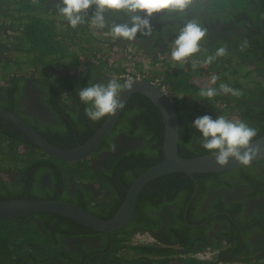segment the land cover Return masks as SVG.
I'll return each instance as SVG.
<instances>
[{
    "label": "trees",
    "instance_id": "1",
    "mask_svg": "<svg viewBox=\"0 0 264 264\" xmlns=\"http://www.w3.org/2000/svg\"><path fill=\"white\" fill-rule=\"evenodd\" d=\"M45 1L38 0V4H33L31 0H9V3L14 4L13 18L18 24L17 27H22L18 38L19 50L14 59V63L18 65L14 68L16 73L26 71L28 68L39 71L40 75L49 73V70L53 69L72 70L81 61L80 49L90 50L84 44L94 40L101 42L99 37L90 31L88 34L85 30L86 33L80 37L79 33L78 39H75L72 45L65 44L62 35L68 32V28L56 25L55 18L58 13H53L51 7L41 6ZM198 2L199 4L196 3L193 8L198 12L200 21L214 23V20H219L226 25V32H219L222 38L218 41H214L211 35L205 44L206 49L202 47L203 51L196 54L194 59L202 61L207 55H214L220 47L227 48V55L217 58L210 66L199 67L195 71L192 70L191 61L181 66L168 59L164 62L165 65L156 68L150 82L164 89L172 99L180 122L186 110L195 108L200 117L210 115L215 119L223 115L233 121L247 122L258 130L257 140L264 136V0H198ZM17 4L20 6L19 9L16 7ZM203 7H207L210 17H202ZM92 11L89 10L88 18L92 15ZM114 15L119 21H115ZM106 16L108 21L115 23L130 22L125 15L121 18L120 15L107 13ZM167 26L170 25H160L156 34L161 35ZM184 26L181 23L176 24L177 29H182ZM103 30L108 32V29ZM102 31L98 29L99 33ZM244 41H247V46L241 51ZM123 43L128 42L113 40V44ZM23 53L37 56L25 61L22 57ZM100 54L99 49L87 53L93 59V63H89L90 66L102 68L106 77L110 79L114 75L125 74V68L110 69L108 61L102 60ZM135 67L136 74H141L142 78L147 76L146 73L152 72V68L146 69L142 63H137ZM12 68L4 67L2 74H6V70ZM212 74L219 77L215 85L210 82ZM221 83L229 84L238 90L240 95L221 93L212 100L199 97L201 87L218 89ZM137 103L140 104L138 110H142L145 118L153 119L152 123L155 120L160 121L161 124L159 127L155 124L152 128L150 126L145 128L142 122H131L127 116H124L125 113L123 114L117 128L122 129L127 125L129 136L145 128L148 149L127 152L114 162L116 168L107 178L109 186L108 183L104 184L99 180L94 175V171L87 167L89 166L87 160L72 164L54 160L32 143L27 135H23L24 142L30 146L25 155L31 160L30 163L25 162L26 170L35 171L39 168L40 171L54 164L55 170L87 173L91 181L96 179L107 190L112 189L110 182H113L118 195L116 203L113 202L111 205L112 208L106 206L98 209L96 202L90 201L80 205L94 216L102 220H110L111 217L107 216H113L118 212L134 181L164 159L162 150L164 125L161 113L149 98L140 94L132 97L125 112L131 113ZM105 119L99 121L97 127L91 122L84 131L66 132L67 126H64L60 131L62 138L55 140L44 137V139L61 149H74L87 143L103 125ZM3 125L10 123L0 120V131ZM10 126L14 127V125ZM196 138L202 139V134L189 137L181 131L179 155L182 158L194 159L211 154L200 147ZM188 144H192V147H187ZM151 155L154 158H150ZM119 179L120 183L117 184ZM196 189L197 194L192 198ZM154 192H158L161 198L167 193L173 200L171 204L174 205V212L170 218L173 226L169 220V237L160 236L161 240L157 239L158 242L154 244H134L137 234L156 229L154 216L157 211L156 206L154 203L142 201L147 200L149 194ZM13 197H0V200L5 201ZM181 197L183 200L178 201ZM140 198L133 219L122 231L115 234L113 251L108 250L111 246L108 234L95 232L57 214L42 213L18 221L0 222V264H47L57 254L54 248L64 246L54 240V237L59 235L57 229L69 230L72 229L71 225L77 226L80 231L88 232L89 235H105L108 242L95 253L106 254L96 258L95 264H264V161L239 170L194 175L193 178L182 173L167 175L150 183L143 190ZM160 202L162 201L158 202L159 206ZM30 218L40 221L42 227L38 222H30L32 221ZM19 233L23 236L16 237ZM6 234L10 236H5ZM79 250L82 255L86 254L83 246ZM221 251L223 253L219 254ZM204 252L213 254V261L198 258V255ZM70 254L77 255L76 251ZM61 258L65 263L70 262L65 255Z\"/></svg>",
    "mask_w": 264,
    "mask_h": 264
},
{
    "label": "flooded vegetation",
    "instance_id": "2",
    "mask_svg": "<svg viewBox=\"0 0 264 264\" xmlns=\"http://www.w3.org/2000/svg\"><path fill=\"white\" fill-rule=\"evenodd\" d=\"M58 3L59 0H46L41 3V6H47L48 8L51 7L53 13H58V9L56 8ZM197 4H199L198 0ZM13 6L14 4L9 3V0H0V72L3 73L2 69L4 67H13L12 70H6L8 72H5L6 74L0 73V110L18 116L43 138L50 137L55 140L62 138L63 135L60 131L63 130L64 126H67L66 132L87 130L92 121L89 120L84 113L85 105L80 101L77 90L89 86L91 83L106 82L110 80V78L106 77L102 68L98 66L92 67L89 63L83 61H79V65H76L72 70L65 68L60 70L53 69L49 70V73L40 75L39 71L32 69L28 77H24L25 74L22 75V73H16L14 68L18 65L14 63V59L16 57V52L19 50L18 38L21 35L22 27H17L18 24L13 18ZM203 11V18L210 17L209 12H207V7H203ZM119 15L121 18L124 16L123 13H120ZM113 17L115 21H119L115 15ZM90 18L91 15L89 16V19ZM55 19L56 25L61 28H68V32L62 35L65 44L72 45L74 40L78 39L77 37L79 33L80 36L88 32L87 25L72 29L66 21L59 18ZM106 20L108 21L107 16ZM193 20L197 21L203 28L207 29V36L201 43V47H204L205 49V44L209 41L211 35L214 41H218L222 38L219 32H226V25L223 24V22L219 20H214V23L201 22L198 18V12H196L193 7H189L182 14H154L150 21L153 26L150 36L140 37L143 35L138 33L135 41L130 42L124 40L133 44V48L135 49L139 47L144 51V54L147 55L149 62L146 67L143 64L145 61L134 60V56L132 59L135 64L142 63L146 69L152 68V72L149 74L146 73L147 76H145L144 79L150 82L156 68L165 65L164 62L168 59L171 61V46L181 30L177 29L176 24L181 23L185 25L187 22ZM163 24H168L170 26H167V28L161 32V35L156 34L158 27ZM137 53L139 52L136 51V54ZM173 63L177 64L175 62ZM139 107L140 104L137 103L135 107L132 108L131 113H126V109H124L111 134L87 159H85L89 163V166L87 167L91 168L94 171V175H96L104 184L109 182L107 180L108 174L113 173L112 170L116 168L113 163L117 162L123 154L134 152L139 149H148V145L146 144L147 135L144 134L145 128L148 126L152 128L155 124L159 127L161 124L160 121L157 122L155 120V122L152 123L153 119L149 120L145 118L142 110H138ZM123 114L124 116H127L128 120L131 122H142L145 125V128L140 129L129 136L127 134V125H124L122 129L117 128ZM184 114L185 116L181 117L180 122V130L182 133L184 131L189 137L202 134L192 127L194 120L197 117H200V115L197 114V110L195 108L188 109ZM161 119L163 122L162 115ZM0 120L3 121L4 119L0 118ZM107 120L108 118H106L102 124L104 125ZM9 123L12 126L14 125L11 122ZM10 125H3L2 130L0 131V168H2V170H0V197H14L5 201L0 200V203L6 201H32L29 199H39L40 201L36 202L60 201L80 207L85 201H90L92 203L96 202L95 205L98 209H103L106 206L113 207L111 205L113 202L116 203L118 195V190L115 189L113 182H110L112 189L107 190L105 186L99 184L96 179L91 181L87 173H70L69 171L55 170L54 164L49 165L40 171L38 170L39 168H36L35 171L29 169L26 170L25 162L30 163L31 161L29 157L26 158L25 156L26 150L30 147L24 142L23 135L26 134L16 125H14V127H11ZM93 125L97 127L98 122H93ZM103 125L99 129H101ZM113 145H115L114 150L112 147ZM150 158H154V156L151 155ZM68 163L72 164L74 162ZM118 183H120V179L117 181V184ZM7 187H10V189ZM142 193L143 191L141 194ZM141 194L138 198L137 205L141 199ZM196 194L197 189L192 195V198H194ZM149 195L150 196L147 200L142 201L155 204L157 209L154 213L156 229L152 232L147 231L143 234H137L135 239L147 235L152 239V243L150 244H154V242H158L157 239L161 240L160 236H166V238L169 237L168 227L170 225L168 226V221H172L170 218L174 212V205L171 204L173 200L167 193H165L163 198L160 197L158 192ZM158 199L159 201H162L160 202V206L158 203L159 201L157 202ZM180 200H183V198L181 197L178 199V201ZM80 208L84 209L83 207ZM115 215L107 217L113 218ZM32 216L34 215L28 217ZM30 220V222H38L42 227L40 221L31 218ZM170 224L173 226L172 222ZM71 226L72 229L69 230L66 228L57 229L56 232H59V235L57 234V237H54V240L64 246L54 248L57 250V254L55 258H53L52 261L50 260L51 262L48 261L49 263L47 262V264H95L94 260L96 258L106 254L104 252L95 253L97 249L103 248L106 242H108L105 239V235H89L86 231H80L77 226ZM116 233L113 235L103 233L109 235L108 239L109 243H111V246L108 249L109 251H113L114 249L113 242ZM82 246L86 252L85 255H82L79 250ZM74 251H76L77 255L70 254ZM223 251L219 252V254L223 253ZM62 255H65L70 262H63L61 258Z\"/></svg>",
    "mask_w": 264,
    "mask_h": 264
},
{
    "label": "clouds",
    "instance_id": "3",
    "mask_svg": "<svg viewBox=\"0 0 264 264\" xmlns=\"http://www.w3.org/2000/svg\"><path fill=\"white\" fill-rule=\"evenodd\" d=\"M31 2L38 4V0H31ZM196 3L197 0H59L56 8L58 9L57 18L66 21L72 29H77L82 25L101 30L108 29L107 34L113 40L123 39L131 42L137 39L138 33L143 36L151 35L150 21L154 14H182L189 7H195ZM89 10H93L90 19L88 18ZM107 13L117 15L123 13L130 22L107 21ZM206 36L207 29L203 28L197 21L187 22L171 46V60L181 66L191 61L192 70L195 71L199 67H208L217 58L227 55V48L220 47L214 55L209 54L202 61L194 59L196 54L203 51L201 43ZM246 46L247 41H244L241 45V51ZM107 61L110 69L119 68L111 67L110 59ZM136 73V67L132 74H128L126 69L125 74L121 76L114 75L106 82L91 83L89 86L78 89L77 94L80 101L85 105L84 113L87 118L92 122H99L105 118H115L126 108L122 94L131 92L134 83L147 81L142 78V75ZM127 75L140 76V80L133 82L131 77L124 79L123 77ZM118 79L123 80V82ZM218 79V76L212 74L210 76L211 84L215 85ZM221 93L233 96L240 95L238 90L226 83H221L218 89L208 86L201 87L198 95L201 99L212 100ZM192 127L202 133V139H196L200 147L211 153L217 166H227L230 160H234L247 167L261 154L262 146L256 141L258 130L251 127L247 122L233 121L223 115L215 119L210 115H203L194 120ZM186 146L191 148L192 144ZM112 147L114 150L115 145Z\"/></svg>",
    "mask_w": 264,
    "mask_h": 264
},
{
    "label": "water",
    "instance_id": "4",
    "mask_svg": "<svg viewBox=\"0 0 264 264\" xmlns=\"http://www.w3.org/2000/svg\"><path fill=\"white\" fill-rule=\"evenodd\" d=\"M136 94H141L149 98L162 115L164 122V159L159 164L149 168L135 180L128 190L124 203L113 218L110 220H101L91 215L86 210L70 203L60 201L35 202L24 200L1 202L0 222L17 221L31 215L53 213L71 219L93 231L113 235L116 232L122 231L128 225L134 215L141 192L155 180L176 173L186 174L193 178L194 175L216 174L246 168L234 160H230V163L227 166H217L211 154L194 159L182 158L179 155V140L181 133L180 120L172 99L155 83L140 81L134 83V88L131 92H125L122 94L125 107ZM122 111L115 118H108L103 127L99 129L86 144L74 149H61L52 145L30 128L18 116L7 111L0 110V118L9 121L20 128L48 157L68 163L87 159L111 134ZM256 141L262 146V151L261 154L251 162L250 166L264 161V136Z\"/></svg>",
    "mask_w": 264,
    "mask_h": 264
},
{
    "label": "rangeland",
    "instance_id": "5",
    "mask_svg": "<svg viewBox=\"0 0 264 264\" xmlns=\"http://www.w3.org/2000/svg\"><path fill=\"white\" fill-rule=\"evenodd\" d=\"M17 9L20 8V6L16 5ZM88 31H90L93 35H101V43L100 44L97 40L94 42L86 43L84 44L86 48H89L90 50H81L82 56H80L81 61L85 63H93V59L90 58V56L87 55L88 52H91L93 50H101L100 58L102 60L110 59V65L111 67L117 68V67H125L127 69L128 74H132L135 71V63L131 60L134 56L136 60H143L145 61L143 64L146 67L148 61V57L146 54H144V51L140 49L139 47L137 49L133 48L130 44H113L112 37L107 34V30H101L102 32H98V29L91 28L88 26ZM99 33V34H98ZM89 34V32H88ZM81 36V35H80ZM79 36V37H80ZM87 38V37H86ZM99 45H98V43ZM121 49H123V52H121ZM136 51L139 53L136 54ZM37 55H31L29 53H23L22 57L23 60L27 61L29 58H33ZM92 59V60H91ZM31 68H28L26 71H20V73L25 74L24 77H28L30 74ZM2 74V72H0ZM10 236V234H6L5 236ZM21 237L23 234L19 233L16 235V237ZM152 243V239L149 238L147 235H143L140 237H137V239L134 240V244H150ZM213 254L209 252H204L198 255V258L202 260H209L213 261Z\"/></svg>",
    "mask_w": 264,
    "mask_h": 264
},
{
    "label": "built area",
    "instance_id": "6",
    "mask_svg": "<svg viewBox=\"0 0 264 264\" xmlns=\"http://www.w3.org/2000/svg\"><path fill=\"white\" fill-rule=\"evenodd\" d=\"M98 34H99V33H98ZM95 36H97V37H99V38H103V37H101L100 34H99V36H98V35H95ZM128 77H131L132 80H133V82H135V81H137V80H140V76L134 77V76H131V75H127V76H125V77H123V78L126 79V78H128Z\"/></svg>",
    "mask_w": 264,
    "mask_h": 264
},
{
    "label": "bare ground",
    "instance_id": "7",
    "mask_svg": "<svg viewBox=\"0 0 264 264\" xmlns=\"http://www.w3.org/2000/svg\"><path fill=\"white\" fill-rule=\"evenodd\" d=\"M7 252V251H6ZM14 252V251H13Z\"/></svg>",
    "mask_w": 264,
    "mask_h": 264
}]
</instances>
